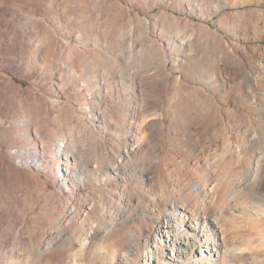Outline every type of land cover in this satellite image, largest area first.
I'll list each match as a JSON object with an SVG mask.
<instances>
[{"label": "rangeland", "instance_id": "1", "mask_svg": "<svg viewBox=\"0 0 264 264\" xmlns=\"http://www.w3.org/2000/svg\"><path fill=\"white\" fill-rule=\"evenodd\" d=\"M259 163L264 0H0V264H264Z\"/></svg>", "mask_w": 264, "mask_h": 264}, {"label": "bare ground", "instance_id": "2", "mask_svg": "<svg viewBox=\"0 0 264 264\" xmlns=\"http://www.w3.org/2000/svg\"><path fill=\"white\" fill-rule=\"evenodd\" d=\"M58 148L59 150H57V153L60 155L64 154V148L62 146ZM32 153L35 156V164L39 165L37 160L38 152L35 147L32 149ZM258 161L260 162V160ZM261 164L263 165L262 162ZM260 170L262 169L259 163L255 168V172H259L258 175H261V180H259L257 184L263 188L264 172ZM175 200L172 202L171 206H169L168 213L164 216L161 226V235L167 237L168 241L173 243L174 246L177 244H181V246H190L193 241L199 243L201 247L199 250L200 257L197 263L210 264L212 261L217 260L222 253L223 243L221 240L223 235H220L219 230L210 229V227L213 226L216 228V226H214L212 222V226H209L210 223L207 222L204 209L201 211L194 209L189 201L183 203Z\"/></svg>", "mask_w": 264, "mask_h": 264}]
</instances>
